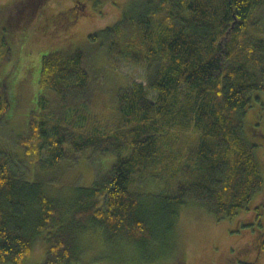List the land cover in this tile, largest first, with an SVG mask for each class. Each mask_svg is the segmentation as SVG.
Returning a JSON list of instances; mask_svg holds the SVG:
<instances>
[{
	"label": "trees",
	"instance_id": "obj_1",
	"mask_svg": "<svg viewBox=\"0 0 264 264\" xmlns=\"http://www.w3.org/2000/svg\"><path fill=\"white\" fill-rule=\"evenodd\" d=\"M84 4L75 0L60 18ZM261 8L264 0L134 1L116 24L90 34V54L106 51L113 69L125 61L148 74L146 84L119 91L111 121L92 111L99 97L88 50L45 54L40 86L59 96L41 94L43 110L34 111L28 139L38 141L36 155L46 154L39 162L56 171L67 162L115 158L91 186L56 196L0 155V264H22L44 236L42 264H87L90 231L120 248L117 260L126 244L138 261L186 264L176 231L182 209L193 205L218 220L249 210L264 184L254 141L263 135L243 122L264 92V39L250 31ZM9 109L0 94V123ZM184 136L200 140L178 150ZM262 208H255L258 221ZM97 256L89 264H102Z\"/></svg>",
	"mask_w": 264,
	"mask_h": 264
},
{
	"label": "rangeland",
	"instance_id": "obj_2",
	"mask_svg": "<svg viewBox=\"0 0 264 264\" xmlns=\"http://www.w3.org/2000/svg\"><path fill=\"white\" fill-rule=\"evenodd\" d=\"M75 0H0V94H6L10 109L0 123V155L8 158L10 166L24 173L29 181L41 180L53 195H63L69 188L89 187L101 169L113 163V154L94 161L67 162L56 171L47 169L39 161L46 159L42 150L36 148L38 141L28 139L32 130L31 121L38 116L34 111H42L40 96L58 98L54 91L40 86L42 57L51 51L66 48H86L89 71L96 78L94 84L98 91V101L93 114L99 120L113 119L120 90L133 83L147 82V71L125 61L117 69L110 66L106 51L92 53L94 43L88 37L94 32L113 26L130 10L134 1L143 0H83L85 4L74 12L71 19L75 22L66 26L55 23L62 11L72 7ZM145 1V0H144ZM148 1V0H146ZM255 29L251 33L264 39V8L256 12ZM55 20V21H56ZM249 31V32H250ZM68 44H72L71 46ZM90 52V53H89ZM89 54V55H88ZM260 101L254 99L246 109L244 125L253 123L263 137L255 138L259 146L256 157L264 177V92L256 93ZM151 97L156 94L151 92ZM56 106L57 103H54ZM110 123V122H109ZM26 138V139H25ZM254 138V137H253ZM25 139V140H24ZM199 136L177 139V149L188 143L199 142ZM155 186V185H154ZM152 189L148 188V192ZM264 184L250 202V209L242 211L233 219L218 220L204 209L190 205L181 210L176 231L177 241L184 253L186 264H264V251L257 253V245L264 240ZM263 206V214L255 219V208ZM263 220V221H262ZM262 222V223H261ZM96 233L90 231L84 238L82 259L89 264L97 255L103 257L102 264H147L130 257L133 253L129 246L123 245L124 255L120 260L115 252L120 248L113 242L103 243ZM45 236L34 246L33 252L22 264H42L46 258ZM175 239V242H177ZM129 247V250L127 248ZM127 251V252H126ZM169 263L168 259L164 260Z\"/></svg>",
	"mask_w": 264,
	"mask_h": 264
},
{
	"label": "flooded vegetation",
	"instance_id": "obj_3",
	"mask_svg": "<svg viewBox=\"0 0 264 264\" xmlns=\"http://www.w3.org/2000/svg\"><path fill=\"white\" fill-rule=\"evenodd\" d=\"M57 18V17H56ZM56 18L55 19H52V21H54L55 23H59V24H61V25H64V26H66V25H68L69 23H71V21H70V19L69 20H64V19H61L60 17L58 18V20H56ZM56 20V21H55ZM72 20V19H71ZM73 22V21H72ZM255 219H256V217H255ZM263 221V220H262ZM262 223V222H261ZM264 223V222H263ZM262 226L264 227V224H262ZM256 249H257V253L258 252H260V250L261 249H259V246L257 245V247H256Z\"/></svg>",
	"mask_w": 264,
	"mask_h": 264
}]
</instances>
